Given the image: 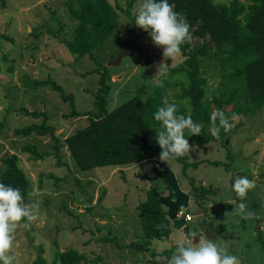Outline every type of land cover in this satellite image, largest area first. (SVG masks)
I'll return each mask as SVG.
<instances>
[{"label": "rangeland", "instance_id": "obj_1", "mask_svg": "<svg viewBox=\"0 0 264 264\" xmlns=\"http://www.w3.org/2000/svg\"><path fill=\"white\" fill-rule=\"evenodd\" d=\"M108 1L120 13L111 33L91 53L77 57L67 46L76 25L67 0H0V159L14 153L19 156V166L31 181L24 201L39 202L37 220L29 228L17 230L9 253L15 256L14 264H34L39 247L48 264H54L58 250L68 248L84 255L85 261L78 264H157V256L170 257L178 241L187 240L175 229L166 238L145 239L137 205L146 197L149 183L136 174H145L148 160L80 170L65 142L98 112L95 101L100 74L93 69H106L109 74L106 107L111 110L134 95L148 97L154 83L183 61L182 55L164 60L163 50L154 45L149 33L135 25L136 8L142 0H136L129 13L124 11L128 0ZM131 45L118 65H108ZM148 55L150 63L146 62ZM161 62L167 63L166 72L157 75ZM201 67L204 99L226 98L239 83L222 76L214 56L204 59ZM47 79L73 95L78 112L88 114L70 116V102L51 85L27 87L29 81ZM171 83L170 97L180 87ZM22 107L45 112V123L53 127L61 145L49 133L16 135L15 129L43 121L42 116L20 112ZM230 121L233 127L222 139L211 135L209 124L205 127L209 141L189 143L192 149L184 155L189 164L186 169V162L176 158L164 162L191 197L190 233H201L228 255L236 256L239 264H264V108L252 117L234 114ZM24 146L36 147L41 157L23 150ZM48 151L50 155L45 154ZM194 162H199L196 168ZM237 175L256 182L244 201L232 190ZM30 192L37 195L30 197ZM254 201H262L258 218L246 219L237 205L243 202L253 212L250 205ZM132 243L141 245L132 247Z\"/></svg>", "mask_w": 264, "mask_h": 264}, {"label": "trees", "instance_id": "obj_2", "mask_svg": "<svg viewBox=\"0 0 264 264\" xmlns=\"http://www.w3.org/2000/svg\"><path fill=\"white\" fill-rule=\"evenodd\" d=\"M135 3L136 0H128L124 11L129 13ZM169 3L177 13L187 18L190 25L192 39L181 45L182 63L178 67L170 68L166 77L156 81L148 97L134 95L111 110L106 107V96L110 91L109 74L106 69L101 72L93 69L100 74V87L95 101L98 112L89 116L88 125L76 129L65 141L75 165L80 170L135 164L159 158L161 149L155 139L159 123L154 120V113L158 107L163 106L165 97L170 104L177 106L178 114H190L193 121L200 124L199 135L190 136L185 131V138L193 144L209 141L210 135L205 127L211 124L210 117L213 112L221 110L230 120L234 114L255 116L264 108V0H169ZM67 7L71 17L76 20L72 41H68L67 46L77 57L91 53L100 45L111 33L120 14L108 0H67ZM60 25L62 27V23ZM211 56L216 59L223 77L231 82L239 81L238 85L230 88L226 98L213 96L204 99L201 65L204 59L210 60ZM151 60L152 57L148 55L146 62L150 63ZM159 82H162L163 87L158 86ZM171 82L180 86L179 93L172 97L168 92ZM43 85H51L59 91L63 100L70 102V116L88 114L78 112L73 95L66 94L51 79L29 81L27 87L36 89ZM228 105L231 106L229 109ZM19 111L33 117L42 116L43 121L15 129L16 135L49 133L61 145L54 135L53 127L45 123V112L27 107H22ZM229 132L221 129L219 138L222 139ZM22 149L37 156L41 155L36 147L31 150L30 146H24ZM45 154L50 155L51 152ZM53 154L57 156L56 152ZM0 160V183L19 189L25 198L31 181L19 166V156L14 153ZM176 160L186 162L183 163V169L189 166L185 156ZM198 163H192L193 168ZM47 177L58 179L53 174H48ZM261 204L262 201L252 202L250 210L257 214V207ZM137 209L146 240H159L169 236L172 231L171 222L150 189L137 205ZM197 212L201 214V210L198 209ZM185 213H189L187 209ZM261 242L264 248V241ZM130 245L137 247L141 244ZM39 248L34 264H48L42 248ZM81 261H85L84 255L76 249L68 248L56 252L54 264H78Z\"/></svg>", "mask_w": 264, "mask_h": 264}, {"label": "clouds", "instance_id": "obj_3", "mask_svg": "<svg viewBox=\"0 0 264 264\" xmlns=\"http://www.w3.org/2000/svg\"><path fill=\"white\" fill-rule=\"evenodd\" d=\"M135 25L149 33L154 45L163 50L164 60L176 59L182 54L181 45L192 39L187 18L177 13L169 0H142L136 8ZM166 67L167 63L158 64L157 75L165 74ZM158 86L163 87L162 82ZM162 104L154 113V120L159 123L155 139L161 149L159 160L167 161L188 154L192 146L185 138V131L190 136H196L200 134L201 127L190 114H178L177 106L170 104L166 97ZM210 119L213 137L219 138L221 129L228 132L233 127L221 110L213 112ZM255 187L254 179L237 175L232 190L240 201H244L248 192ZM36 195L35 192L29 193L30 197ZM38 209V201L25 203L19 189L0 183V264H14L15 256L9 253L17 230L29 228L38 218ZM237 210L246 219L258 218L255 213L247 211V205L243 202L237 205ZM155 259L157 264H239L236 256L228 255L225 249L202 234L181 239L170 257L157 256Z\"/></svg>", "mask_w": 264, "mask_h": 264}, {"label": "water", "instance_id": "obj_4", "mask_svg": "<svg viewBox=\"0 0 264 264\" xmlns=\"http://www.w3.org/2000/svg\"><path fill=\"white\" fill-rule=\"evenodd\" d=\"M132 46L122 49L114 59L108 62V65H118L121 59L129 54V49ZM148 164L149 167L146 168L145 174L137 173L136 176L149 183L148 188L163 206L165 215L171 222V227L181 231L186 239H189L193 236L190 233V226L188 222H185L182 215H177L180 210L189 206V193L181 189L174 171L164 161H160L159 158H152L148 160ZM199 235L201 233L196 236Z\"/></svg>", "mask_w": 264, "mask_h": 264}, {"label": "built area", "instance_id": "obj_5", "mask_svg": "<svg viewBox=\"0 0 264 264\" xmlns=\"http://www.w3.org/2000/svg\"><path fill=\"white\" fill-rule=\"evenodd\" d=\"M177 215H178V216H179V215H182L183 218H184V220H185V222H189V221L192 220V215L189 214V213H185V212H183V210H180V211L178 212Z\"/></svg>", "mask_w": 264, "mask_h": 264}, {"label": "crops", "instance_id": "obj_6", "mask_svg": "<svg viewBox=\"0 0 264 264\" xmlns=\"http://www.w3.org/2000/svg\"><path fill=\"white\" fill-rule=\"evenodd\" d=\"M187 193H189V192H187ZM190 200H191V197H190ZM193 201V200H192ZM189 203H190V201H189ZM187 210L189 209V206L186 208ZM199 209V208H198ZM198 209L196 208V210L198 211ZM199 214V213H198ZM173 229V228H172Z\"/></svg>", "mask_w": 264, "mask_h": 264}]
</instances>
